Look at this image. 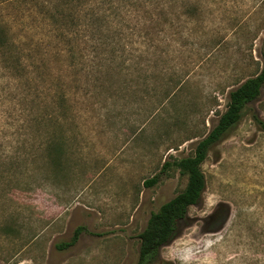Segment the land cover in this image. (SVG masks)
Returning <instances> with one entry per match:
<instances>
[{
  "label": "rangeland",
  "instance_id": "1",
  "mask_svg": "<svg viewBox=\"0 0 264 264\" xmlns=\"http://www.w3.org/2000/svg\"><path fill=\"white\" fill-rule=\"evenodd\" d=\"M263 55L264 0H0V264H134L186 184L163 163L193 154ZM254 113L264 85L151 264H264Z\"/></svg>",
  "mask_w": 264,
  "mask_h": 264
},
{
  "label": "trees",
  "instance_id": "2",
  "mask_svg": "<svg viewBox=\"0 0 264 264\" xmlns=\"http://www.w3.org/2000/svg\"><path fill=\"white\" fill-rule=\"evenodd\" d=\"M263 85L264 55L260 72L247 78L228 92L225 111L218 117L216 124L206 136L197 142L193 154L176 159L172 163L168 161L163 163L162 171L168 169L169 166H173L180 173L186 175V184L182 191L163 203L157 211L150 214L144 229L138 234V257L134 264H151L154 262L158 258L159 249L178 234L181 224L187 218L189 207L198 204L205 189V177L201 165L208 150L220 141L239 121L244 108L258 99ZM253 119L264 131V121L255 113ZM157 180L158 176L145 180L144 186H152ZM82 230V227L75 229L70 241L58 247L67 248L74 245Z\"/></svg>",
  "mask_w": 264,
  "mask_h": 264
}]
</instances>
